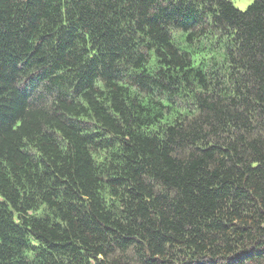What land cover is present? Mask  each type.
<instances>
[{
	"label": "trees",
	"instance_id": "obj_1",
	"mask_svg": "<svg viewBox=\"0 0 264 264\" xmlns=\"http://www.w3.org/2000/svg\"><path fill=\"white\" fill-rule=\"evenodd\" d=\"M0 264H264V0H0Z\"/></svg>",
	"mask_w": 264,
	"mask_h": 264
},
{
	"label": "rangeland",
	"instance_id": "obj_2",
	"mask_svg": "<svg viewBox=\"0 0 264 264\" xmlns=\"http://www.w3.org/2000/svg\"><path fill=\"white\" fill-rule=\"evenodd\" d=\"M234 7L244 11L247 9V7L254 1V0H230ZM179 37V36H178ZM182 40L180 37L178 38V41H175V44L179 48H183L186 51L190 52L191 54H194V65L196 67H199V64L202 63L203 61H207L211 56L207 51L202 50L201 43L194 44V46H187L184 44H181ZM206 65V64H205ZM158 127L153 126V129L157 130ZM152 129V128H151Z\"/></svg>",
	"mask_w": 264,
	"mask_h": 264
}]
</instances>
